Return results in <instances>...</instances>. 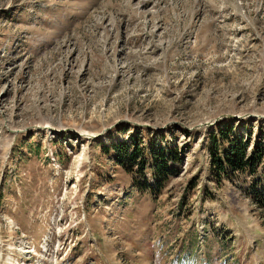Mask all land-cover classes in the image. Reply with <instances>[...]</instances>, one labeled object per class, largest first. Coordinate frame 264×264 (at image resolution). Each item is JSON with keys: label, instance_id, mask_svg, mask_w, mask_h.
<instances>
[{"label": "rangeland", "instance_id": "rangeland-1", "mask_svg": "<svg viewBox=\"0 0 264 264\" xmlns=\"http://www.w3.org/2000/svg\"><path fill=\"white\" fill-rule=\"evenodd\" d=\"M225 125L264 146V0H0V264H264ZM132 133L178 150L157 198L105 152Z\"/></svg>", "mask_w": 264, "mask_h": 264}, {"label": "trees", "instance_id": "trees-1", "mask_svg": "<svg viewBox=\"0 0 264 264\" xmlns=\"http://www.w3.org/2000/svg\"><path fill=\"white\" fill-rule=\"evenodd\" d=\"M234 129L225 125L212 137V165L217 174H225L226 177L236 173L256 177L251 191L264 210V146L260 143L249 152L248 138L246 140ZM105 150L106 153L113 151L116 164L133 176L134 187L153 198H157L179 175L174 165L180 160L178 150L170 146H149L139 133H132L129 142H119Z\"/></svg>", "mask_w": 264, "mask_h": 264}]
</instances>
